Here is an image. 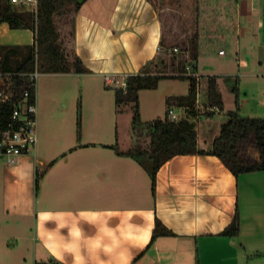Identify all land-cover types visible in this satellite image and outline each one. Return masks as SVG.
Returning <instances> with one entry per match:
<instances>
[{
    "label": "crops",
    "instance_id": "crops-1",
    "mask_svg": "<svg viewBox=\"0 0 264 264\" xmlns=\"http://www.w3.org/2000/svg\"><path fill=\"white\" fill-rule=\"evenodd\" d=\"M185 1H194L197 11L202 0ZM234 3L236 37L227 45L236 50L239 41L240 53L243 46L246 54L236 61V69L246 72L236 86L240 114L264 117V0ZM173 8L151 0H83L79 10L68 5L55 13L54 22L71 71L40 75L104 71L126 76L147 63V72L177 75L193 61L200 82L210 75L200 70V58L216 47L191 43L194 23L184 24L176 35L168 32L165 20ZM34 40L31 29L0 24V45ZM46 83L41 91L37 80L36 149L13 166L0 157V247L11 240L26 245L22 258L14 256L11 245L3 251L8 264L13 259L19 264H264V171L236 176L215 155H176L157 171L153 193V162L129 156L119 132L75 127L69 137L50 140L41 121L50 104L44 98L51 95ZM243 88L252 100L249 107L242 101ZM196 130L199 147L210 149L215 137L205 146ZM237 208L239 234L220 235ZM157 219L175 235L152 241Z\"/></svg>",
    "mask_w": 264,
    "mask_h": 264
},
{
    "label": "trees",
    "instance_id": "trees-1",
    "mask_svg": "<svg viewBox=\"0 0 264 264\" xmlns=\"http://www.w3.org/2000/svg\"><path fill=\"white\" fill-rule=\"evenodd\" d=\"M38 2L37 10H32L24 3L17 5L11 0H0V24L6 22L13 29H31L35 35L33 44L0 45V76L10 84L16 98L21 97L25 91L33 94L35 86L30 73L35 70L40 73L71 71V63L60 43L54 15L70 4H74L79 10L83 0H38ZM197 36L198 32L194 37ZM148 65L149 63L138 73L126 75L125 87H115L114 93L119 111L124 105H131L133 144L127 153L141 163L145 159L153 162L151 169L153 193H155L157 171L176 155H215L236 176L264 171V117L241 115L239 98H237V108L227 112L228 119L222 125L219 135L215 137L212 147L200 148L195 123L202 115L198 106L199 78L184 74H152L145 71ZM194 72H197V64L194 65ZM166 77L190 79L189 93L168 97V111L163 119L144 121L141 115L140 91L157 89L160 81ZM205 79L207 87L204 103L209 110L204 114L212 117L224 111V101L218 88L217 76L209 75ZM234 90L237 92L236 87ZM177 108L184 110V116L173 119L171 111ZM12 110L13 104L0 103V127H5L10 122ZM38 181L39 178L37 184ZM239 232L240 213L237 208L231 223L220 232V235L235 237ZM170 235L175 233L157 219L152 241L159 236ZM197 264H200L199 260Z\"/></svg>",
    "mask_w": 264,
    "mask_h": 264
},
{
    "label": "rangeland",
    "instance_id": "rangeland-1",
    "mask_svg": "<svg viewBox=\"0 0 264 264\" xmlns=\"http://www.w3.org/2000/svg\"><path fill=\"white\" fill-rule=\"evenodd\" d=\"M157 7L172 5L171 14L165 20L168 32L176 35L180 31L179 28L183 25H191L194 23V31L191 34V43L195 44L196 40H202V43L208 48L216 49L209 51L206 55L200 58V70L206 74L217 76L220 83L223 100L225 101L226 110L221 114H216L212 117H205L204 112L209 110L205 105L206 88L203 87L205 79L199 82L198 106L201 112V119H197L196 129L202 138L203 145L209 146L211 141L216 137L219 131L221 121L228 119L227 112L237 108L236 99L238 92L234 89L238 86V80L246 72L236 69L237 59L244 60V47L240 53V43L234 46L237 48L229 49L227 45L230 40L236 37L235 30V0H202L195 10L194 1L188 2L185 0H151ZM216 5L214 6V2ZM188 5H193L194 9L187 8ZM198 13V21L196 14ZM62 18L58 17V21ZM197 24V25H196ZM198 30V31H197ZM198 32L200 37L197 39L193 36ZM236 42V41H235ZM225 51V55L219 53V49ZM179 49V48H177ZM179 51V50H178ZM177 51V52H178ZM171 52H176L174 48ZM175 54V53H174ZM193 61L188 62L187 64ZM197 64V62H195ZM185 67V66H184ZM152 70L154 67H150ZM184 70V69H183ZM105 75H112L118 79V83L107 86L104 80ZM125 76L115 75L109 72H97L93 74H78L74 72L68 75H45L41 74L38 78L40 90L44 86L42 84H50V104L43 109V118L41 121L48 125L49 138L51 141L69 137L75 130L91 129L100 130L106 134L118 133L122 143V149H130L133 144V129H132V109L131 105H124L122 111L118 110L115 103L114 88L124 82ZM46 83V84H47ZM190 88V79L180 77L163 78L157 89H146L142 92L141 101L143 104L144 121H152L154 119H163L168 111L167 98L170 96L187 95ZM47 89V87H46ZM243 93L241 94L242 101L247 107L251 106L252 100H249ZM246 113L255 115L254 110L244 109ZM178 117L184 116V110L175 109ZM219 127V128H218ZM11 245V246H10ZM22 245V244H21ZM12 249L14 256L22 258L26 245L19 246L17 242L11 240L8 246L0 247V264H8L11 262L10 257L3 254V251L9 247ZM2 253V254H1ZM19 264L13 259L12 263ZM23 264V263H21Z\"/></svg>",
    "mask_w": 264,
    "mask_h": 264
},
{
    "label": "built area",
    "instance_id": "built-area-1",
    "mask_svg": "<svg viewBox=\"0 0 264 264\" xmlns=\"http://www.w3.org/2000/svg\"><path fill=\"white\" fill-rule=\"evenodd\" d=\"M13 4H27L32 10H37L38 0H11ZM178 51L177 48H174ZM224 53V51H220ZM191 62L186 64L183 70L184 75L198 77L194 72V65ZM40 75L38 70L30 73V78L34 82L35 89L33 94L25 91L24 94L16 98L15 92L11 90L10 84L5 82V78L0 76V103L13 104L10 122L5 127H0V157L4 158L7 165L13 166L23 155L32 154L38 143V106H37V80ZM10 77V75H7ZM104 80L107 86L118 83L112 75H105ZM125 87V82L116 86ZM171 117L176 119L178 115L175 110L171 111ZM48 264H58L55 261H49Z\"/></svg>",
    "mask_w": 264,
    "mask_h": 264
}]
</instances>
